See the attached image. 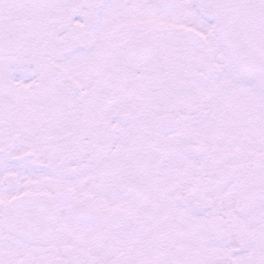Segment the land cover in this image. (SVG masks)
<instances>
[{"label":"snow or ice","instance_id":"6c2138e0","mask_svg":"<svg viewBox=\"0 0 264 264\" xmlns=\"http://www.w3.org/2000/svg\"><path fill=\"white\" fill-rule=\"evenodd\" d=\"M0 264H264V0H0Z\"/></svg>","mask_w":264,"mask_h":264}]
</instances>
